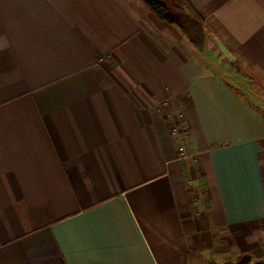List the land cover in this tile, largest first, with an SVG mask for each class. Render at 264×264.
<instances>
[{
  "label": "crops",
  "instance_id": "obj_1",
  "mask_svg": "<svg viewBox=\"0 0 264 264\" xmlns=\"http://www.w3.org/2000/svg\"><path fill=\"white\" fill-rule=\"evenodd\" d=\"M189 1L264 89V0ZM176 25L0 0V264H205L264 220V111Z\"/></svg>",
  "mask_w": 264,
  "mask_h": 264
},
{
  "label": "rangeland",
  "instance_id": "obj_2",
  "mask_svg": "<svg viewBox=\"0 0 264 264\" xmlns=\"http://www.w3.org/2000/svg\"><path fill=\"white\" fill-rule=\"evenodd\" d=\"M185 10V12H188L187 9ZM176 26L179 27L178 25ZM207 29L208 28L204 26V22L202 26L193 28L195 34L199 36L198 44H200V46L198 47L201 50H204L207 44H211L213 49L218 46L212 37L207 34ZM182 32L186 35L183 30ZM219 66L221 71L227 74L230 81L239 91L248 96V99H252L253 102L264 111V89L259 84V81L262 83L263 81L253 76V74L240 62L231 64L226 59L224 63L219 64ZM178 123L180 124V119ZM248 227L247 234H245L242 239L243 244L241 249L240 242H238L236 246L235 239L231 238L228 240L231 246L229 245L226 257L223 253L212 250L210 256L208 254L205 255V264H264V220L252 223ZM241 250L243 253L239 254Z\"/></svg>",
  "mask_w": 264,
  "mask_h": 264
},
{
  "label": "trees",
  "instance_id": "obj_3",
  "mask_svg": "<svg viewBox=\"0 0 264 264\" xmlns=\"http://www.w3.org/2000/svg\"><path fill=\"white\" fill-rule=\"evenodd\" d=\"M157 16L171 24H177L191 42L200 46L199 36L193 28L203 25V18L189 0H144ZM187 9L188 12H185ZM209 30V29H207Z\"/></svg>",
  "mask_w": 264,
  "mask_h": 264
},
{
  "label": "water",
  "instance_id": "obj_4",
  "mask_svg": "<svg viewBox=\"0 0 264 264\" xmlns=\"http://www.w3.org/2000/svg\"><path fill=\"white\" fill-rule=\"evenodd\" d=\"M207 32L212 37V39L217 43L218 48L227 57V59L230 62L235 63L237 60L235 55L229 50V48L224 44V42L211 31L207 30Z\"/></svg>",
  "mask_w": 264,
  "mask_h": 264
},
{
  "label": "built area",
  "instance_id": "obj_5",
  "mask_svg": "<svg viewBox=\"0 0 264 264\" xmlns=\"http://www.w3.org/2000/svg\"><path fill=\"white\" fill-rule=\"evenodd\" d=\"M177 128H178V125L173 126V132L176 133V131L178 130Z\"/></svg>",
  "mask_w": 264,
  "mask_h": 264
}]
</instances>
